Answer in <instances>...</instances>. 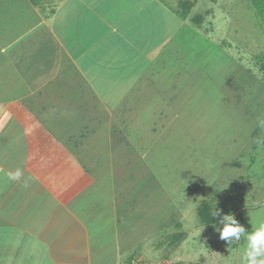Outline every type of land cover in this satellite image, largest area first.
Masks as SVG:
<instances>
[{"label":"crops","instance_id":"obj_1","mask_svg":"<svg viewBox=\"0 0 264 264\" xmlns=\"http://www.w3.org/2000/svg\"><path fill=\"white\" fill-rule=\"evenodd\" d=\"M161 8L189 18L165 0H0V264H120L150 236L149 252L181 246L182 230L165 233L177 218L157 226L166 191L147 163L135 185L127 110L107 99L109 70L158 58Z\"/></svg>","mask_w":264,"mask_h":264},{"label":"rangeland","instance_id":"obj_2","mask_svg":"<svg viewBox=\"0 0 264 264\" xmlns=\"http://www.w3.org/2000/svg\"><path fill=\"white\" fill-rule=\"evenodd\" d=\"M165 1L182 9L183 0ZM190 1L184 26L153 10L150 32L165 41L156 60H145V49L132 70L108 71L118 81L107 99L128 114L119 119L135 148V185L147 163L152 185L166 191L156 195L165 201L154 213L157 226L174 216L180 228L171 224L165 233L185 234L171 254V247L163 254L144 248L154 236L134 251L148 255L140 256L146 264H264V23L251 0ZM223 206L234 207L227 217L201 219ZM141 211L132 219L136 240Z\"/></svg>","mask_w":264,"mask_h":264},{"label":"trees","instance_id":"obj_3","mask_svg":"<svg viewBox=\"0 0 264 264\" xmlns=\"http://www.w3.org/2000/svg\"><path fill=\"white\" fill-rule=\"evenodd\" d=\"M251 2L254 4L256 10H257V14L259 15L261 21L264 23V0H251ZM182 9H175L176 13L182 18V19H186L189 15V13L191 12L192 8L195 5L194 1H190V0H183L182 2H180ZM197 22H200L202 20V17L200 15H197L194 18ZM261 60H262V68L264 71V55L261 56ZM208 205V204H207ZM234 207L229 206L228 208L226 206H223L222 210L217 211L214 215H211L208 211H204V214L202 213L201 215L203 216L201 219L205 222V223H213V222H217L225 217H227V215L233 210ZM185 234L181 233L179 240H182V238H184ZM176 264H182L181 262H177Z\"/></svg>","mask_w":264,"mask_h":264},{"label":"built area","instance_id":"obj_4","mask_svg":"<svg viewBox=\"0 0 264 264\" xmlns=\"http://www.w3.org/2000/svg\"><path fill=\"white\" fill-rule=\"evenodd\" d=\"M120 264H145L142 260H140L138 257H131L130 259H126Z\"/></svg>","mask_w":264,"mask_h":264}]
</instances>
